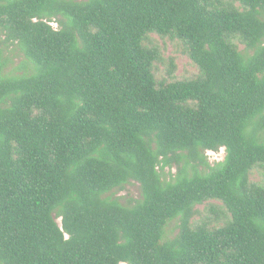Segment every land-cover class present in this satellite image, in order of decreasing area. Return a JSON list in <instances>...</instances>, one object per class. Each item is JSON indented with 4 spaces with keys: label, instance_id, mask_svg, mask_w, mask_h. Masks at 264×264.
<instances>
[{
    "label": "trees",
    "instance_id": "trees-1",
    "mask_svg": "<svg viewBox=\"0 0 264 264\" xmlns=\"http://www.w3.org/2000/svg\"><path fill=\"white\" fill-rule=\"evenodd\" d=\"M0 264H264V0H0Z\"/></svg>",
    "mask_w": 264,
    "mask_h": 264
},
{
    "label": "rangeland",
    "instance_id": "rangeland-1",
    "mask_svg": "<svg viewBox=\"0 0 264 264\" xmlns=\"http://www.w3.org/2000/svg\"><path fill=\"white\" fill-rule=\"evenodd\" d=\"M54 27L57 28V24L53 23ZM159 41L160 45L164 50V54L167 58L174 57L176 58L177 64V75L179 77L187 76L190 74H194L197 72L196 66L192 64V61L182 53L181 47L178 43L170 42L167 40H162L159 37H156ZM4 39V37H3ZM243 49V46H240ZM6 54L9 57V64L7 68V73L9 74H17L20 73V65L23 61V55L20 53L18 48L14 45H10L7 50ZM209 162L214 165L215 163L221 162L225 159L226 151L225 149H221L219 152H207L206 153ZM167 173L169 170H166ZM176 168L170 170L171 174H175ZM167 179L169 177L167 176ZM251 179L253 181L259 182L262 179V173L260 171H254L252 173ZM116 197L120 198L122 202L128 203L134 200H138L141 197L140 185L138 183H133L128 185L125 190L116 192ZM201 210L204 209V206L199 207ZM178 233V221H172L168 224L166 228V238L171 239L175 237Z\"/></svg>",
    "mask_w": 264,
    "mask_h": 264
}]
</instances>
